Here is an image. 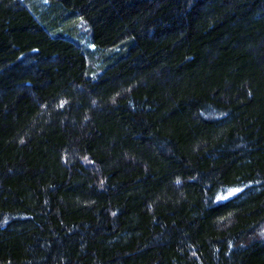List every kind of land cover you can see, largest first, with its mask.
Segmentation results:
<instances>
[{"label": "trees", "instance_id": "16d2710c", "mask_svg": "<svg viewBox=\"0 0 264 264\" xmlns=\"http://www.w3.org/2000/svg\"><path fill=\"white\" fill-rule=\"evenodd\" d=\"M0 264H264V0H0Z\"/></svg>", "mask_w": 264, "mask_h": 264}]
</instances>
